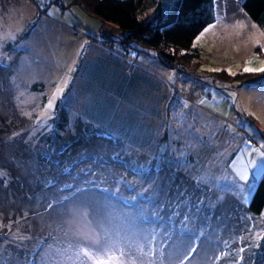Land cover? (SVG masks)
<instances>
[{
  "label": "rangeland",
  "instance_id": "1",
  "mask_svg": "<svg viewBox=\"0 0 264 264\" xmlns=\"http://www.w3.org/2000/svg\"><path fill=\"white\" fill-rule=\"evenodd\" d=\"M159 1L138 18L147 20L159 9L164 19L171 18L177 0ZM242 2L212 0L215 19L193 43L198 56L188 69L179 70L162 62L154 48L127 47L114 23L76 0H0V124L5 128L0 139V162L5 165L0 170V264H18L15 254L21 246L27 247L26 259L35 252V264H94L113 252L120 264H214L218 255V260L236 264L234 252L241 248L239 255L249 261L247 253L264 233V221L252 222L246 206L263 173L249 168L248 181H240L238 173L251 159L259 162L264 151V80L234 78L245 67H264V24ZM58 99L69 116L60 131L65 136L77 131V121L91 122L120 135L118 155L133 151L154 159L160 151L157 139L167 133L165 154L178 158L176 165L209 186L205 197L188 189L195 215L185 213L192 207L190 199L177 190L166 202L169 218L159 213L146 217L142 211L145 221L166 227L162 240L169 236L170 245L160 246L156 233L154 241L153 226L141 221V211L127 208L142 207L146 196L121 199L111 193L121 189L119 194L125 195V184L113 180V172L98 186L104 191L97 192L85 180L90 165L79 166L80 179L75 168L57 175L62 165L48 164L59 185L43 178L37 184L40 150L22 154L20 149L35 145L49 128ZM20 114L33 117L36 126L26 124L14 134L12 126L24 124ZM87 138L76 147L88 142L89 154L101 150L99 140ZM11 171L22 178L18 196L5 192ZM62 182L72 187L61 190ZM158 202L156 195L154 209ZM28 227L26 237L22 233ZM45 233L53 236L42 238Z\"/></svg>",
  "mask_w": 264,
  "mask_h": 264
},
{
  "label": "trees",
  "instance_id": "2",
  "mask_svg": "<svg viewBox=\"0 0 264 264\" xmlns=\"http://www.w3.org/2000/svg\"><path fill=\"white\" fill-rule=\"evenodd\" d=\"M76 2L102 20L114 23L121 31L120 40L126 44L127 47L129 45H135L143 48H154L158 51L162 62L169 67L179 70L188 69L193 60L198 56V49L193 45L194 39L206 25L215 19L212 0H177L175 14L171 18L164 19L162 10L159 9L156 15L147 20H140L138 18V13L146 10V8L151 5L150 3L159 4V0H76ZM242 5L252 18L264 24V0H243ZM234 79H239L246 83H257L264 80V72L238 73ZM20 115V119L24 124L17 122V125L12 126V131L16 130V132H12L14 134H17V131L21 132L26 124H30V127L36 126L33 117L26 116L25 114ZM68 123V113L58 99L55 112L47 122V124L50 125L49 128L40 135L39 141L35 145L32 146L29 144V146H26V149L25 147L20 149L23 151L22 154H27L28 149H31V153L33 154L40 150L41 154H39V157H42V162H39L41 166L37 167L39 173L36 179L37 184L40 185L43 178L49 185H59L58 179L56 178L58 172L64 173V169L71 171V168H75L78 178L83 179V171L79 169V166L87 164L90 165L91 168L88 167V178H85V180H88L89 185L98 192L104 191L98 186L104 181L105 175H110L111 172H113L115 176L110 175L113 180L116 179L121 185L125 184V195L119 194L121 189L119 192L111 191V193H115L118 195L117 197L121 199H127L131 194L136 196L141 193V197L146 196L145 200L148 201L144 202L142 207L127 206V208L141 211V221L147 225L151 224V226H153L154 241L157 235V241L160 246H164L166 243L170 245L168 240L169 236L167 240H162L164 238L163 229L166 227L164 228L163 224H161L160 227L158 225L155 227L149 220L145 221L142 217V211H146V217L154 213H159L169 218L170 211L166 202L172 201L174 192L177 190L179 196H185L186 200L190 199L189 204L192 207L187 209L185 213L195 215L197 206L193 202L194 198L189 197L188 189L200 190L205 197L210 194V188L208 185L195 180L187 171L180 168V166H178L180 165L179 163L176 165V160H178V158L172 155L168 157V155L165 154L167 150H165L163 146H168L169 137L167 133L160 135L159 139H157V146L155 145L157 149L164 151L162 152L164 156H161L159 151L156 153L154 159H148L147 154H143V157H141V154L137 155V153L133 151H130V154L122 153L118 155V144L122 140L118 139L120 135H115L109 130L111 129L110 127L100 128L94 126L91 122L79 120V122L77 121V131L69 136H65L60 131L64 129ZM4 132L5 128L0 124V139ZM82 132H84V134H82ZM86 136H88L87 139L92 137L90 140H99V144L102 146L101 150L103 151L94 148L93 153L89 154L88 142H83V144L77 148L76 146L83 138L85 140ZM125 139L128 143L126 137ZM159 143H161V145H159ZM145 147L146 145L143 146L142 151H145ZM58 163H60L62 167L60 171L55 170L56 168L54 169L57 174L55 176L53 171L51 172L49 170L50 166L48 164L54 167V165ZM3 167H5V165L0 162V170ZM20 177V175L11 171V177L9 178L7 176L5 179L4 184L7 186L5 192L9 191L10 194L13 192L15 196H18L20 190L19 183L22 179ZM58 177H62L66 180V175H60ZM0 180L3 181L4 179L1 178ZM60 185L63 186L61 190H68L72 187V184H64V182ZM135 186L140 187L141 190L137 189ZM146 186L148 188L142 190V187ZM164 186H166V188H164ZM179 187H182V192L179 191ZM201 190H204V192ZM36 192L37 191L33 189L31 194L34 195ZM106 194H109V192ZM163 194H166L165 197ZM156 195L160 199V202L155 205L154 209L151 203L155 200ZM51 200L53 203H56L55 201L57 198ZM200 200L201 198L199 201ZM140 201H142L141 198ZM127 205L131 204L128 202ZM190 205H188V207ZM48 207L51 208V206ZM48 207L45 210L49 209ZM263 208L264 173L258 179L249 205L246 206L252 222L256 220L257 222L264 221V218L261 217ZM189 219L190 216L185 220L187 224H189ZM30 233L31 228L28 227V229L23 230L22 234L28 237ZM52 236L53 233H45L42 238H51ZM1 237L3 238V235H1L0 238ZM23 238L24 237H22V239ZM42 238L41 242L43 241ZM259 238L257 244L247 253V255H250L248 262L244 260L245 254H242V256L239 255L241 251L238 253L234 252V255H237V257L233 258V262L235 261L236 264H264V233H262ZM189 242L190 240H187L186 244ZM18 248L21 250V253L20 250H17L19 253L15 254L16 256L18 255V264H35L38 261L39 258L37 259L35 252L26 259L24 257L25 250L23 249L27 247L23 246L22 248L21 246ZM218 257L219 255L216 257L214 264H228L222 257L218 260ZM175 264H180V262L175 261Z\"/></svg>",
  "mask_w": 264,
  "mask_h": 264
},
{
  "label": "snow or ice",
  "instance_id": "3",
  "mask_svg": "<svg viewBox=\"0 0 264 264\" xmlns=\"http://www.w3.org/2000/svg\"><path fill=\"white\" fill-rule=\"evenodd\" d=\"M249 63H251V61H249ZM261 64H264V61H261ZM217 71H219V69H217ZM244 71L245 72H251V71L264 72V67H260V68L245 67ZM57 91H60V89H57ZM253 151H257V150L254 149ZM259 157H260L259 162L256 158L251 159L248 162V165L242 171L238 173V178L240 181H248L249 168L253 170L254 174L264 173V151L259 152ZM84 251L85 253L88 252L87 249H85ZM241 251H243V249H241ZM120 255H123V253H121ZM189 255H191V253H189ZM184 259L187 260L188 256H185ZM94 264H120V260H119V257L113 252L112 254L107 255L105 258H96Z\"/></svg>",
  "mask_w": 264,
  "mask_h": 264
}]
</instances>
